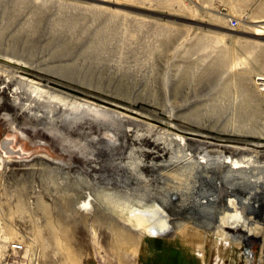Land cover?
<instances>
[{"label":"rangeland","instance_id":"obj_1","mask_svg":"<svg viewBox=\"0 0 264 264\" xmlns=\"http://www.w3.org/2000/svg\"><path fill=\"white\" fill-rule=\"evenodd\" d=\"M259 75L264 0H0V154L23 152L0 169V239L39 264H264V201L234 212L225 193L209 228L162 196L200 190L216 169L180 165L201 154L264 176ZM111 198L161 202L174 227L149 236Z\"/></svg>","mask_w":264,"mask_h":264},{"label":"bare ground","instance_id":"obj_2","mask_svg":"<svg viewBox=\"0 0 264 264\" xmlns=\"http://www.w3.org/2000/svg\"><path fill=\"white\" fill-rule=\"evenodd\" d=\"M244 21L255 22L254 20H250L248 18L247 19L244 18L243 22ZM254 28H255V34L263 33V29H261L259 26H254ZM256 81L258 87L261 90L262 97L264 100V75L257 76ZM40 91L42 92L43 90L40 89ZM255 110H259V107H257ZM178 138L179 139H175V140L176 141L178 140L179 144H184L186 142V138L183 135L178 136ZM9 143L10 140L8 139L2 142V144H4L2 147L4 148L3 151L5 152V155L2 153L0 154V169L6 166L8 161L7 156L12 155L9 153H13V154L18 153L17 155H19L20 157L21 155H23V152H21L20 150L18 149L13 150L11 147H8ZM201 155L202 156L200 157V159L195 161L191 160L192 159L191 155H189L190 157H186L187 159H185V161L188 160V158L191 159H189L187 163L185 162L186 164L180 165V167L182 166H183L182 168L185 167L184 170L190 174L196 165L203 166L204 168L213 166V168H215L216 170L210 176L204 177L202 179V184H200L201 186L200 190H196V191L188 190L186 192L184 191V193L182 194H180V192L179 193L176 192L174 195L171 194L172 196L169 193L170 190L168 192L167 191L162 192L163 193L162 196L166 198L169 205H171L174 209L176 208H178L179 210L186 209L188 211L189 217L196 219L198 223L200 222L201 224L208 226L209 228H211L213 225L216 224L217 221H219L218 208L219 205H221L222 201L224 200L225 193L234 195V197L237 198V203L236 204L232 203L233 206L229 205L228 210H232L235 212L234 209H236V207L242 209L244 213L247 212L259 213L260 210H263L261 201H264V176H258L257 174H252V175L249 174L250 173L249 171L252 168L250 165L251 163H253L254 158L252 159L251 157L250 158L243 157L237 159V158H233L232 155L228 156V155L220 154L219 155L220 158L218 157V159L213 161L209 158V154H204V155L201 154ZM9 158L11 159V157ZM194 162L195 164H193ZM180 167H178V169ZM225 168H227V172H225L222 175L221 172H223V169ZM254 168L257 169L258 166L256 167L254 166ZM194 172L192 173L193 175ZM243 188L245 189L243 190ZM111 200L114 201L115 205L121 207L122 211H124V214L126 213L127 220L134 223V225L138 230L145 231L149 236L158 237L160 235L162 236L169 234L174 227L173 221H174L175 213L168 206L161 204V202H155L154 205L145 206L144 202H142V204L139 205L133 200H130L127 204L126 203L122 204L116 200H113L112 198ZM90 204L91 201L89 199L85 202L83 206L86 209H90L91 207ZM45 208H49L48 205H46ZM231 215H233V213H231ZM227 217H228L227 214H224L222 218L220 217V221L222 223L225 222L224 220ZM235 217L231 216L230 218L231 222L236 223L235 225H240V224L245 225L247 226V229L253 227V223L255 222L245 219L242 220L241 218H235ZM219 227H220L219 231L222 233L221 235H223L225 239L226 238L229 239L230 236L228 235L229 232H227V228L222 229V226ZM128 236L125 237L126 242L127 240H129V238L131 239V235ZM152 249L150 251L152 256L156 255L158 251L154 249V247ZM238 255H240L239 252ZM253 258H254L253 253H251L250 257L248 258L246 256L245 259L246 260L248 259V261L249 260L253 261L254 260ZM263 261L264 259H261V262ZM231 263L233 264L234 261L231 260Z\"/></svg>","mask_w":264,"mask_h":264},{"label":"built area","instance_id":"obj_3","mask_svg":"<svg viewBox=\"0 0 264 264\" xmlns=\"http://www.w3.org/2000/svg\"><path fill=\"white\" fill-rule=\"evenodd\" d=\"M233 26L238 24L236 19L231 20ZM22 240L0 239V264H39L38 256Z\"/></svg>","mask_w":264,"mask_h":264},{"label":"crops","instance_id":"obj_4","mask_svg":"<svg viewBox=\"0 0 264 264\" xmlns=\"http://www.w3.org/2000/svg\"><path fill=\"white\" fill-rule=\"evenodd\" d=\"M233 2H238V0H232ZM202 6H207L208 4H217V5H221V3L223 2V0H200ZM137 232V231H136ZM156 249V248H155ZM30 250V249H29ZM28 250V251H29ZM250 264V263H249Z\"/></svg>","mask_w":264,"mask_h":264}]
</instances>
